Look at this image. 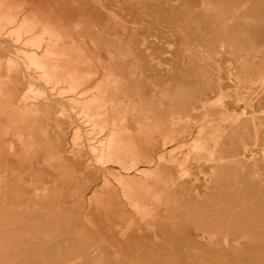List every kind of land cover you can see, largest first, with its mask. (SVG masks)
I'll return each mask as SVG.
<instances>
[{"label":"rangeland","instance_id":"1","mask_svg":"<svg viewBox=\"0 0 264 264\" xmlns=\"http://www.w3.org/2000/svg\"><path fill=\"white\" fill-rule=\"evenodd\" d=\"M261 83L264 0H0V264H264Z\"/></svg>","mask_w":264,"mask_h":264},{"label":"bare ground","instance_id":"2","mask_svg":"<svg viewBox=\"0 0 264 264\" xmlns=\"http://www.w3.org/2000/svg\"><path fill=\"white\" fill-rule=\"evenodd\" d=\"M232 21V20H231ZM264 85V83H261V85ZM213 107V106H212ZM220 114V113H219ZM206 116H205V119L206 120H203V121H201V122H199V123H197L195 126H194V131L195 130H199L200 132H198L196 135L198 136V139H196V141L197 142H195L194 144H196V146H194V147H197L198 149H200V150H203V149H201L203 146H202V140H204L203 138H202V134H203V132L205 133V131L206 130H208L207 131V133L208 132H211V131H209V130H211V129H214V128H216V125H215V121H217V120H219V119H221L222 121H228L229 119H231V121H232V119L234 118V116H235V114H234V116H232V114H227V113H225V112H221V115H216L215 116V114H213V113H211L210 114V112H207L206 111V114H205ZM236 118V117H235ZM229 122H230V120H229ZM235 122V121H234ZM221 123V122H220ZM210 133H208V137H211L212 135H209ZM212 134V133H211ZM193 138V137H192ZM197 138V137H196ZM193 140V139H192ZM195 140V139H194ZM193 144V145H194ZM204 145V144H203ZM200 146H202V147H200ZM204 148V147H203ZM197 149V150H198ZM204 150H205V148H204ZM203 150V151H204ZM207 151V150H206ZM199 152H202V151H199ZM208 152V151H207ZM206 152V153H207ZM90 153V152H89ZM208 154H209V156H210V152H208ZM212 154V153H211ZM201 156V155H200ZM208 156V155H207ZM208 156V157H209ZM211 157H212V155H211ZM213 159V157L211 158V160ZM210 160V161H211ZM205 163V162H204ZM227 245V244H226ZM212 246V245H211ZM213 247V246H212ZM163 249V248H162ZM195 261V260H194Z\"/></svg>","mask_w":264,"mask_h":264}]
</instances>
